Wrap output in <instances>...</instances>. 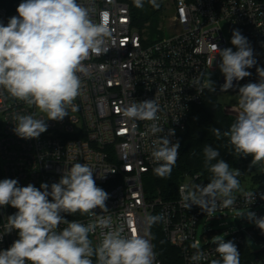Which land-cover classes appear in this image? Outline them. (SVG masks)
I'll list each match as a JSON object with an SVG mask.
<instances>
[{"label": "built area", "instance_id": "2783aa9c", "mask_svg": "<svg viewBox=\"0 0 264 264\" xmlns=\"http://www.w3.org/2000/svg\"><path fill=\"white\" fill-rule=\"evenodd\" d=\"M78 2L94 8L96 22H100L102 13L108 14V27L115 43L109 41L110 49L106 54L90 55L83 61L86 74H80L82 88L74 101L77 110L69 109L68 116L61 121L46 120L47 131L39 138L18 137L13 131L14 117L35 114L47 119L46 114L11 98L0 89V180L17 179L21 187L29 183L37 188L42 183L51 186L74 163H87L94 170L96 185L109 194L105 202L109 209L107 214L112 215L114 223L124 225L126 234L135 228L142 235L144 216L153 214L157 208V214L165 218L160 222L166 239L179 250L177 264H195L190 257L195 251L191 245L196 242L208 257L199 264L220 259L210 232L198 235V224L207 213L196 205L186 209L180 202L179 187L192 182H186V178L198 180V176L185 174L175 198L165 200L157 194L150 199L144 176L156 167L150 155L152 140L156 137L151 134L141 136L140 133L152 122L129 121L123 118L121 110L132 100L154 99L159 105L158 123L164 128L160 135L172 128L175 135L169 139L173 143L179 141V133L185 128L192 108L201 104L211 92L208 88L198 91L193 78L203 73V81L208 72L219 69L221 57L214 44L221 50L227 48L224 26L231 37L234 29L240 30L253 48L257 61L255 66L246 69L251 75L233 81V87L227 92L238 95L239 87L259 82L256 68L264 67V0H173L169 35H159L155 39L149 36L146 28L134 25L130 6L125 0ZM16 15L18 13L9 11L0 0V22L6 26L9 18ZM224 82L221 73L213 92L220 93ZM238 99L224 105V109L238 115ZM244 191H254V202L249 204L242 193L234 192L235 205L230 208L218 206L216 211L228 216L238 209L248 208L261 217L256 208L264 205V199H261L264 186ZM93 211L102 214L99 208ZM16 212L17 209L10 205L0 207V251L8 249L18 239L16 230L5 233L7 217ZM64 218L83 223L90 219L80 213ZM64 227L66 225L61 224L58 230ZM251 231L264 240V233L259 228ZM225 233V241L232 240L237 246L241 264H264V256L256 254L258 252L251 251L252 256H244V250L248 248L245 230H227ZM89 238L94 245L98 244L99 229ZM147 238L153 245L151 229ZM93 261L95 264V257ZM154 264H163L156 253Z\"/></svg>", "mask_w": 264, "mask_h": 264}, {"label": "clouds", "instance_id": "9594fccd", "mask_svg": "<svg viewBox=\"0 0 264 264\" xmlns=\"http://www.w3.org/2000/svg\"><path fill=\"white\" fill-rule=\"evenodd\" d=\"M153 8H159L157 0H147ZM136 8H143L145 0H133ZM16 12L5 26L0 22V89L17 100L35 107L39 113L17 114L13 131L23 139L39 138L47 131L46 120L61 121L68 111L77 110L74 101L80 95L82 80L86 74L83 64L90 55H104L114 44L108 27V14L102 13L100 22L93 19L94 8L78 0H22ZM232 48L219 49L220 71L225 77L221 92L233 87V81L243 80L251 75L246 69L257 64L253 48L239 29L231 37ZM259 82L239 87L238 115L229 129L223 132L237 156H251V166L259 165L264 170V67H257ZM203 76V73H201ZM193 78L198 91L205 88L215 91L208 77ZM159 105L154 99L132 100L121 112L129 121H151L141 136L151 134V158L156 167L153 172L160 178L170 177L176 165L180 143L172 142L175 129L164 128L158 123ZM135 130V123H133ZM217 138L221 131L213 128ZM205 168L211 173L206 186L190 182L179 187L181 205L189 209L199 206L211 216L217 207L230 208L235 205L240 192L254 202V191H244L238 177V169L220 157V152L211 145L203 149ZM216 161L215 163H212ZM93 168L87 163H74L64 170L58 182L49 186L42 183L39 188L31 183L19 186L17 179L0 180V207L12 206L17 212L7 217L5 233L16 230L18 239L0 251V264H154L153 245L147 238L150 228L165 218L162 215H145V230L141 235L132 228L126 234L123 224L114 223L108 213L106 200L109 194L96 185ZM50 187V190H49ZM51 197V200L49 199ZM264 199V194H261ZM99 208L102 214L93 210ZM62 213H80L90 217L87 223L68 221ZM240 217L247 218L264 233V216L247 211ZM61 224L66 225L58 230ZM99 229V243L94 245L89 238ZM215 236L212 242L220 259L210 264H241L240 253L232 240L225 241ZM195 250L192 262L207 260L199 242L193 243Z\"/></svg>", "mask_w": 264, "mask_h": 264}, {"label": "trees", "instance_id": "16d2710c", "mask_svg": "<svg viewBox=\"0 0 264 264\" xmlns=\"http://www.w3.org/2000/svg\"><path fill=\"white\" fill-rule=\"evenodd\" d=\"M2 4L12 12H16L22 0H1ZM131 9L133 23L140 29L146 26L158 25L161 20L162 0H157L159 8H153L145 0L143 8H136L133 0H125ZM17 13V12H16ZM235 115L224 109V105L219 100V93L208 92L204 101L195 105L190 113V118L179 133L180 157L173 167L170 177L164 179L156 176L151 170L145 176L144 186L148 197L152 199L159 194L163 199H172L177 196L178 186L185 174L197 175L198 180H203L205 186L209 183L211 173L205 168V158L203 149L206 145H211L220 152L218 159H223L230 165V169H238L241 175L238 177L240 184L244 179L243 172L251 174V178L256 183H264V172H256V166H251L252 157L237 156L227 137L223 132L228 130L230 125L236 120ZM213 128L221 131V137L217 138L212 132ZM213 161L212 163H215ZM64 217L75 216L73 214L62 213ZM158 215L157 208L153 214ZM153 248L163 264H177L179 250L172 246L166 239L161 222L154 224L151 228ZM253 253L246 247L244 256H252ZM264 256V251L258 252Z\"/></svg>", "mask_w": 264, "mask_h": 264}, {"label": "rangeland", "instance_id": "374dc122", "mask_svg": "<svg viewBox=\"0 0 264 264\" xmlns=\"http://www.w3.org/2000/svg\"><path fill=\"white\" fill-rule=\"evenodd\" d=\"M174 11L173 6V0H162V11H161V20L158 25L148 27L146 26V30L149 31V36L153 39L157 38L159 35L161 36H167L169 35V31L171 30V20L170 17L172 15V12ZM161 28V30L159 29ZM224 30L226 32V36L228 38V46L227 48H232L233 51H236L235 46L231 44V36L227 30V28L224 26ZM220 68L216 71H210L206 74L205 79L208 77L213 82L214 87H216L219 77L221 75ZM239 96L234 93L229 92H220L219 93V100L223 105H230L233 102L237 101V98ZM234 115V114H232ZM237 116V115H235ZM264 170H261L260 167L256 166V172L262 173ZM244 179L241 182V188L242 189H249L251 187H258L261 183H256L251 178V174L244 171ZM146 176H144L145 181ZM186 182L192 181L195 184H199L202 186H205V183L203 180H194L191 178H186ZM261 216H264V205L259 206L256 208ZM247 211H251V209L248 208H242L238 209L233 214H229L228 216H223L222 213L216 211L211 214V216L205 214L200 223L198 224V235L201 236L205 232H210V237L215 236H223L225 231H234V230H245L247 243H248V249L252 252H259L263 249L264 240L257 238V236L251 231L253 228H258L254 223L250 222L245 217H240L242 213H246ZM213 230V231H212Z\"/></svg>", "mask_w": 264, "mask_h": 264}, {"label": "crops", "instance_id": "0c3cea01", "mask_svg": "<svg viewBox=\"0 0 264 264\" xmlns=\"http://www.w3.org/2000/svg\"><path fill=\"white\" fill-rule=\"evenodd\" d=\"M263 172H264V171H263ZM259 186H264V183H262V184H259V185H258V187H259Z\"/></svg>", "mask_w": 264, "mask_h": 264}]
</instances>
